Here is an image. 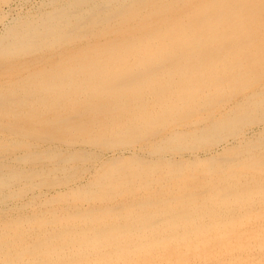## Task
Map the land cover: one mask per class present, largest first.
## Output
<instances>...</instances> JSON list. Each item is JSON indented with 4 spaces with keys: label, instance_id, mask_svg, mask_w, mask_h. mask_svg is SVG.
Instances as JSON below:
<instances>
[{
    "label": "bare ground",
    "instance_id": "6f19581e",
    "mask_svg": "<svg viewBox=\"0 0 264 264\" xmlns=\"http://www.w3.org/2000/svg\"><path fill=\"white\" fill-rule=\"evenodd\" d=\"M10 3L0 264H264V0Z\"/></svg>",
    "mask_w": 264,
    "mask_h": 264
},
{
    "label": "rangeland",
    "instance_id": "374dc122",
    "mask_svg": "<svg viewBox=\"0 0 264 264\" xmlns=\"http://www.w3.org/2000/svg\"><path fill=\"white\" fill-rule=\"evenodd\" d=\"M21 0H11V5H10V12L11 13H9V12H7L8 14H6V20L4 21V23H7L11 18H12V16L14 17V14L16 15V13L19 11V13H22V12H24V11H26V9H29V8H32V6L34 5H36L37 3H39V0H28V2H23V0L20 2ZM26 5H25V4ZM29 3V4H28ZM15 4V5H14ZM17 4V5H16ZM24 5H25V7H24ZM16 6V7H15ZM31 6V7H30ZM33 6V7H34ZM14 7V8H13ZM20 7H22L20 10H19V8ZM29 7V8H28ZM13 8V9H12ZM17 8V9H16ZM15 12H14V11ZM9 11V10H8ZM18 14V13H17ZM2 29V26H0V30ZM251 126H254V125H245L244 126V129H246L247 130V135H249L248 134V132H252V130L253 131H257V129L258 128H256L255 126L254 127H252L251 128ZM252 129V130H251ZM137 147V146H136ZM221 147H222V145H218L217 147H212L213 149V151L214 152H220V150H221ZM125 156H129V154H130V152H124L123 153ZM186 154L187 153H184V156H186ZM188 155V154H187ZM198 155V157H203V154L202 153H198L197 154ZM103 157H104V159H106V158H110V157H112V155L109 153V152H105V154L103 155ZM187 158V157H186ZM86 176V175H85ZM83 178V177H82ZM81 178V179H82ZM85 178V177H84ZM45 192H47L48 191V189H43Z\"/></svg>",
    "mask_w": 264,
    "mask_h": 264
}]
</instances>
